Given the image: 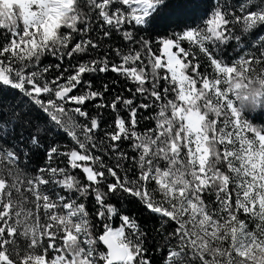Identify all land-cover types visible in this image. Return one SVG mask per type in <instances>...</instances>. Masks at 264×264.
Segmentation results:
<instances>
[{
  "label": "snow or ice",
  "instance_id": "obj_1",
  "mask_svg": "<svg viewBox=\"0 0 264 264\" xmlns=\"http://www.w3.org/2000/svg\"><path fill=\"white\" fill-rule=\"evenodd\" d=\"M183 2L0 0V264H264V0Z\"/></svg>",
  "mask_w": 264,
  "mask_h": 264
},
{
  "label": "trees",
  "instance_id": "obj_2",
  "mask_svg": "<svg viewBox=\"0 0 264 264\" xmlns=\"http://www.w3.org/2000/svg\"><path fill=\"white\" fill-rule=\"evenodd\" d=\"M200 15V9L195 4H187L184 3L183 0H176L173 8L166 14L165 20L171 24V27L167 30L171 32L172 29H177L178 25H182L184 23L194 24L198 23V17ZM165 28V23L162 22L158 31H163ZM49 63H55V61L49 60ZM54 74V73H53ZM116 77L112 73H107L104 76H101L99 79L93 78L94 87H100L103 83L111 84V81ZM120 88L124 87V84L121 83L119 85ZM124 207L127 209V214L136 215L138 219H141L142 223H149L148 213L142 212L140 207L136 204H128L126 203ZM119 221H116L114 226H118ZM153 251H155L153 249ZM159 253H156L155 259L157 260V264H159Z\"/></svg>",
  "mask_w": 264,
  "mask_h": 264
}]
</instances>
